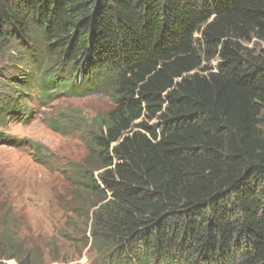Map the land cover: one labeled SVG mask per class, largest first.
<instances>
[{
	"label": "trees",
	"instance_id": "trees-1",
	"mask_svg": "<svg viewBox=\"0 0 264 264\" xmlns=\"http://www.w3.org/2000/svg\"><path fill=\"white\" fill-rule=\"evenodd\" d=\"M13 44L31 65L10 89L112 102L66 168L95 264H264V0H0ZM4 94L0 122L25 124ZM1 225L0 264H32Z\"/></svg>",
	"mask_w": 264,
	"mask_h": 264
},
{
	"label": "rangeland",
	"instance_id": "rangeland-1",
	"mask_svg": "<svg viewBox=\"0 0 264 264\" xmlns=\"http://www.w3.org/2000/svg\"><path fill=\"white\" fill-rule=\"evenodd\" d=\"M30 65L29 55L20 46L0 49V72L7 78L19 72L25 76ZM210 66L215 68L217 62ZM4 82L0 81L2 98L19 97L17 104L26 98L21 104L28 103L24 111L32 112L25 124L12 119L0 122L4 137L0 142V220L5 221L0 225L19 233L20 243L31 250L32 264H95L97 251L89 241L86 211L71 212L76 189L66 168L85 161L83 130L92 119L107 113L112 102L102 94L82 99L59 95L47 108L32 90L22 93L23 86L10 89ZM26 112L19 109L20 114ZM54 123L60 125V132L50 127ZM31 143L46 149L50 160L37 157Z\"/></svg>",
	"mask_w": 264,
	"mask_h": 264
},
{
	"label": "clouds",
	"instance_id": "clouds-1",
	"mask_svg": "<svg viewBox=\"0 0 264 264\" xmlns=\"http://www.w3.org/2000/svg\"><path fill=\"white\" fill-rule=\"evenodd\" d=\"M9 262H10V261H7L6 263H7V264H15V263H9ZM13 262H14V261H13Z\"/></svg>",
	"mask_w": 264,
	"mask_h": 264
}]
</instances>
